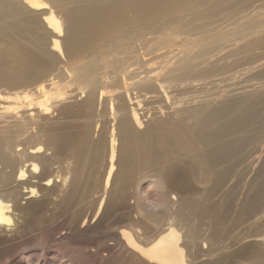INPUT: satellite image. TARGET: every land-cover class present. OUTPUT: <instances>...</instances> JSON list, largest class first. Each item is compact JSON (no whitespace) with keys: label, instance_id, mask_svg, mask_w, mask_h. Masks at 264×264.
Masks as SVG:
<instances>
[{"label":"bare ground","instance_id":"obj_1","mask_svg":"<svg viewBox=\"0 0 264 264\" xmlns=\"http://www.w3.org/2000/svg\"><path fill=\"white\" fill-rule=\"evenodd\" d=\"M214 1L0 0V245H19L44 216L64 234L111 214L110 234L136 264L264 259L256 217L229 244L213 243L238 198L226 186L264 143V77L250 64L220 74L238 39L264 38V21L225 25L223 12L238 5L233 15L257 18L264 7ZM141 31L158 36L144 44ZM103 56L120 67L103 71ZM185 68L189 79H177ZM262 188L241 197L239 217L264 214Z\"/></svg>","mask_w":264,"mask_h":264},{"label":"rangeland","instance_id":"obj_2","mask_svg":"<svg viewBox=\"0 0 264 264\" xmlns=\"http://www.w3.org/2000/svg\"><path fill=\"white\" fill-rule=\"evenodd\" d=\"M196 1H199V0H196ZM180 2L183 3V1H180ZM214 2L215 1L212 0V3ZM253 2H254L253 4L254 7H258V6L259 8L264 7V0H253ZM237 8H238V5H233L231 6V8L226 9L223 12L224 19L222 21L224 22L227 20L225 25L230 24L232 21L241 22L240 25L244 23L249 24L251 22L258 23V22L264 21V16L257 17V18H251V17L243 18L241 16L242 14L233 15L232 14L233 11L235 12ZM220 22H217V24H220ZM130 25H131V21H129V19L127 18V26H130ZM141 32H132V33H127L126 35L127 36L129 35V37H133L134 34L136 36V33H141ZM146 34L147 32L141 33V35L143 36L142 37L143 39L141 38L142 39L141 42L142 43L145 42L144 44H147L149 40H151V38L153 39L154 37L158 36L156 34L152 35L151 33H148L146 36ZM95 35L96 36L94 37V40L91 45V47L94 49L98 48V45L100 42L99 32H97ZM248 37L249 36L241 37L240 39L237 40L239 44L237 43L232 46L233 49L238 48V47H240L241 49L237 53L228 56V58H226L225 61H222L224 62L225 70L221 71L220 74L223 72H228L226 69L233 68V66L241 64L240 67H247L250 64L251 66L255 67L254 70H258V72H260L259 77H264V38L261 40H258L257 44H253L251 41L249 42V44H247ZM100 39L102 40V38ZM120 39H126V38L122 36L120 37ZM127 40L131 41L130 39H127ZM227 41H230V39H228ZM177 43L179 44L183 43L182 45L178 46L179 48H182L185 45H187V41L180 40V38ZM129 52H130V49L124 51L123 54H121V56H126L128 55ZM158 52H160V50L157 51L156 53ZM222 53L225 54L224 52ZM113 55L118 56L120 54H113ZM110 57H113V56H107L106 60H105V56L102 57L101 62L103 63V68H105V70L103 69V71H108V69L115 70L120 67V66L119 67L115 66V67L106 68L108 67V63L106 64V62L107 60L110 59ZM218 57H222V56H218ZM215 59L216 57L212 61H214ZM121 64L122 63H120L119 65ZM127 65H130V64H127ZM200 66L201 65H198L196 69H198ZM190 71H191V68H185V69L178 71L179 75L177 76V79L184 78V77L188 78ZM218 76L219 78H222L224 76H228V74H225L224 76L223 75L222 76L218 75ZM218 76L210 77L209 80L216 79V77ZM237 80H235L234 84L226 85L228 81L223 83L222 85L225 84L224 91L227 93L229 92L231 93L232 87L234 90L238 87L241 88V86L243 87L245 86V84H247L246 80H244V77H242L241 79L238 78ZM240 84H243V85L240 86ZM235 85H237L238 87ZM214 90H211V92H214ZM218 90L219 89H217L216 92H219ZM200 94L203 95L204 93H200ZM251 98H248L247 101L243 103L253 102L254 98L253 99ZM258 142H259L258 140L251 142L250 145L246 147L247 150L245 149L243 150V156L247 153L249 155L254 153L253 152L254 149L258 147V144H257ZM260 150L261 151L255 152V154L252 157H250L248 160L242 162L239 165V167L237 168L238 169V180H239L238 183H237V178H236L235 180H231L228 183L229 185L226 186V192L228 195H230L229 198L232 197L233 195H237L239 199L237 198L236 200L235 199L233 200L235 207L226 214L224 223L219 226V230H218L219 237H217L216 241L213 242L214 246L218 244V240L223 241L222 242L223 245L229 244L230 241L232 240V237H233L232 235L236 233L237 230H240V231L243 230L244 227L246 230L248 223L251 221H254V217H256V220H255V227H253V231L256 234H259L260 236L264 237V214L255 215L250 220L247 221V216L239 217L237 210H236V208H238V206L236 207V204H238L241 201V197L243 198L248 193L254 192L255 187H257L259 184L264 182V167L263 165L261 167V164L264 161V143L262 144ZM176 160L181 162V160H179L178 157L176 158ZM252 163L254 165H251ZM246 165L248 166L247 168H246ZM249 166H251V168ZM259 166L261 167V169ZM240 172H242L241 175H240ZM251 178H255V180L253 181L254 183L253 185L255 186H253L252 189H249L251 188L250 186V183H251L250 181L252 180ZM236 183L238 186L236 185ZM195 185L202 187L201 183H198V181H195ZM230 186H233V188H231ZM262 191L264 192V188H262ZM216 198L219 199L218 195H216L215 197H212L211 200H215ZM110 215L111 214L107 216V219H108L107 221L99 224L96 227L94 225V227L88 231H85L82 233L77 232V233H64V234H61L62 232L61 225L50 227V224L52 225V220L46 223L45 216H44L34 221L31 224L30 231L28 229L24 231L25 237L22 239L19 245L17 244L10 245L6 243L5 245H0V264H136V260L130 257L128 253H123L121 247L117 246L118 242L121 241L120 237L118 241L115 240L116 237L112 238V235L110 234V230H112V221L116 220L117 217H115V215L110 217ZM242 218L245 221V225L243 224ZM48 223L49 225H46ZM201 228L204 232L206 226L204 227L201 226ZM213 228H217V227L213 226ZM119 229L120 227L119 228L117 227L115 230L119 233ZM111 241H115V244H109V242ZM29 243L33 245V249H31V251H33V253L35 252V255H36L32 259H26L27 255L31 254V252H28L26 250L27 248L25 247V245H29ZM235 248L236 246H231V247H227V250L232 251ZM260 248L264 249V246ZM222 250L223 249L221 248L220 251ZM202 258H199L196 261L205 262L204 260H201ZM27 260L29 262H27ZM257 262L259 264H264V259L262 258V261H257ZM232 264H242V263L233 262ZM245 264H251V263L250 261H246Z\"/></svg>","mask_w":264,"mask_h":264}]
</instances>
